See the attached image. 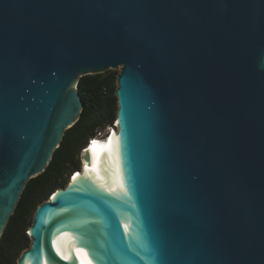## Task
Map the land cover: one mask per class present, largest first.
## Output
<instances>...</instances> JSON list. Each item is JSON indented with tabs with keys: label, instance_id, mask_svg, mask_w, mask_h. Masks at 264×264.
Listing matches in <instances>:
<instances>
[{
	"label": "water",
	"instance_id": "water-1",
	"mask_svg": "<svg viewBox=\"0 0 264 264\" xmlns=\"http://www.w3.org/2000/svg\"><path fill=\"white\" fill-rule=\"evenodd\" d=\"M110 68L105 162L81 149L16 264H264V0H0V237Z\"/></svg>",
	"mask_w": 264,
	"mask_h": 264
},
{
	"label": "trees",
	"instance_id": "trees-1",
	"mask_svg": "<svg viewBox=\"0 0 264 264\" xmlns=\"http://www.w3.org/2000/svg\"><path fill=\"white\" fill-rule=\"evenodd\" d=\"M115 84L113 73L87 74L78 78L76 86L83 104L79 118L64 131L44 171L26 181L0 237V264H13L11 250L27 246L18 235L20 232L25 236V230L31 224L26 222V217L48 197L47 192L66 185L68 176L64 177L63 173L67 166L71 173L78 169V163L71 156L73 148L83 149L97 127L111 124L117 108Z\"/></svg>",
	"mask_w": 264,
	"mask_h": 264
},
{
	"label": "rangeland",
	"instance_id": "rangeland-1",
	"mask_svg": "<svg viewBox=\"0 0 264 264\" xmlns=\"http://www.w3.org/2000/svg\"><path fill=\"white\" fill-rule=\"evenodd\" d=\"M118 71H119V68H110V69H107L104 73H113L114 75L117 76ZM115 86H116V84H115ZM114 120H115V117L113 118V120H112V122H111L110 125H105V126H102V127H97L94 130V135L99 133L101 137L105 136L106 132L108 130H110L112 127H114ZM79 150H78V148L75 147L71 151V156H72L73 161H76L78 163V165H79L78 169L81 167V161H80V156H79L81 150L80 151ZM71 174L72 173L69 170V166H67L66 170H64L63 176L65 177L67 175L68 176V179H69L70 176H71ZM50 193L51 192H49V193L47 192L46 194L49 196ZM32 216H33V210L26 217V222L27 223H31L32 222ZM18 235H19V238H22L23 240H25V243L29 239V237L27 235V229L25 230V236L22 235L20 232H19ZM22 247L23 246L19 247L18 250H16V249H12L11 250V257L13 258V261H12L13 264H16L18 252L22 249Z\"/></svg>",
	"mask_w": 264,
	"mask_h": 264
},
{
	"label": "bare ground",
	"instance_id": "bare-ground-1",
	"mask_svg": "<svg viewBox=\"0 0 264 264\" xmlns=\"http://www.w3.org/2000/svg\"><path fill=\"white\" fill-rule=\"evenodd\" d=\"M110 130H112V132H111V135L109 136L108 139H106V138L108 137L109 133L106 134L105 136H103L102 138L95 139L87 147V148H92L95 150V155H94V159H93L95 169H99L104 164L105 158H106V155H107V152L109 149L110 137L112 136V134L116 135V133H117V128H115V127H112V129H110ZM75 172L80 173V170L75 171Z\"/></svg>",
	"mask_w": 264,
	"mask_h": 264
},
{
	"label": "built area",
	"instance_id": "built-area-1",
	"mask_svg": "<svg viewBox=\"0 0 264 264\" xmlns=\"http://www.w3.org/2000/svg\"><path fill=\"white\" fill-rule=\"evenodd\" d=\"M114 127L116 128V126L114 125ZM112 129V128H111ZM99 138H102L101 136H100V134L98 133V134H95L94 136H92V137H89L88 139H87V141H86V147H88L89 145H90V143H92V141H94L95 139H99Z\"/></svg>",
	"mask_w": 264,
	"mask_h": 264
},
{
	"label": "clouds",
	"instance_id": "clouds-1",
	"mask_svg": "<svg viewBox=\"0 0 264 264\" xmlns=\"http://www.w3.org/2000/svg\"><path fill=\"white\" fill-rule=\"evenodd\" d=\"M106 134H107V132H106ZM106 134H105V135H106ZM106 139H107V138H106ZM85 147H86V146H85Z\"/></svg>",
	"mask_w": 264,
	"mask_h": 264
}]
</instances>
